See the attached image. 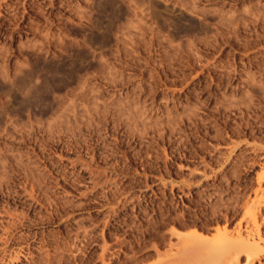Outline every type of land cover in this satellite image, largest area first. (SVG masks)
I'll use <instances>...</instances> for the list:
<instances>
[{
	"label": "rangeland",
	"instance_id": "rangeland-1",
	"mask_svg": "<svg viewBox=\"0 0 264 264\" xmlns=\"http://www.w3.org/2000/svg\"><path fill=\"white\" fill-rule=\"evenodd\" d=\"M198 252L264 264V0H0V264Z\"/></svg>",
	"mask_w": 264,
	"mask_h": 264
},
{
	"label": "bare ground",
	"instance_id": "bare-ground-1",
	"mask_svg": "<svg viewBox=\"0 0 264 264\" xmlns=\"http://www.w3.org/2000/svg\"><path fill=\"white\" fill-rule=\"evenodd\" d=\"M259 186V185H258ZM257 186V187H258ZM261 187V186H260ZM260 194V193H259ZM263 194V193H262ZM260 196V195H259ZM194 235H195V241L192 243V242H183L182 243V246H183V248H180V250H182V251H184V252H188V251H190L189 253H191V251L193 250V253L195 252L194 251V248H195V246L196 245H199L202 241H200L199 239H201V238H204L205 236H202L200 233H196V232H194L193 233ZM235 237V236H234ZM247 238V237H246ZM236 240H238L236 243H239V244H241V243H243V242H245V239L243 240V239H241L240 237H238ZM204 241V240H203ZM180 243V242H179ZM203 243V242H202ZM201 243V244H202ZM209 244V243H208ZM231 244V242H230V240L229 239H223V240H221V242H219V243H217V245L215 244V243H210L209 244V246H212V247H210V248H212V249H214V248H218L219 250L220 249H222V250H224V252H225V250L226 249H228L229 248V245ZM180 245V244H179ZM214 245V246H213ZM216 245V246H215ZM232 245V244H231ZM238 244H236L235 246L237 247V248H239L238 250L240 251L241 249H240V247L241 246H237ZM232 248L234 249V246H232ZM196 249V251H198L197 249H199L198 247H196L195 248ZM236 249V248H235ZM200 250V249H199ZM217 250V249H216ZM218 250V251H219ZM223 252V251H222ZM189 253H187V257L189 256H191V255H188ZM197 252H195V254H196ZM201 253H203V252H198V256H196V258L192 261V259H191V262L194 264V263H197V261L196 262H194L196 259L198 260L199 258H201L202 257V254ZM182 254H184V253H182ZM192 254V253H191ZM195 254H194V256H195ZM193 256V255H192ZM191 256V257H192ZM193 256V257H194ZM186 257V258H187ZM187 258L188 260L190 259V258ZM203 257H205V256H203ZM202 257V259H204ZM206 257H207V255H206ZM235 257H237V256H235ZM186 258H183V262L184 261H186V262H190V261H188V260H185ZM234 260V258L233 259H231V261H230V263L229 264H231V262ZM201 262H202V260H200ZM211 262V264H215L216 262H215V260H211L210 261ZM187 264V263H186Z\"/></svg>",
	"mask_w": 264,
	"mask_h": 264
}]
</instances>
